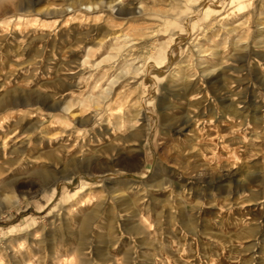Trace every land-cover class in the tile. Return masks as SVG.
I'll return each mask as SVG.
<instances>
[{
  "label": "rangeland",
  "instance_id": "rangeland-1",
  "mask_svg": "<svg viewBox=\"0 0 264 264\" xmlns=\"http://www.w3.org/2000/svg\"><path fill=\"white\" fill-rule=\"evenodd\" d=\"M0 264H264V0H0Z\"/></svg>",
  "mask_w": 264,
  "mask_h": 264
}]
</instances>
